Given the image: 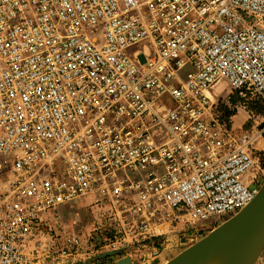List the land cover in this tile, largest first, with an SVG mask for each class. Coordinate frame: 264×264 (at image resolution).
<instances>
[{
  "label": "built area",
  "instance_id": "1",
  "mask_svg": "<svg viewBox=\"0 0 264 264\" xmlns=\"http://www.w3.org/2000/svg\"><path fill=\"white\" fill-rule=\"evenodd\" d=\"M256 100L264 0H0V264H151L179 224L226 221L261 188L264 116L234 123ZM82 202L89 231L49 216Z\"/></svg>",
  "mask_w": 264,
  "mask_h": 264
},
{
  "label": "rangeland",
  "instance_id": "2",
  "mask_svg": "<svg viewBox=\"0 0 264 264\" xmlns=\"http://www.w3.org/2000/svg\"><path fill=\"white\" fill-rule=\"evenodd\" d=\"M218 87H220L224 91L223 93L224 96H229L232 98V100L231 99L229 100L228 98V101L233 103L232 101L237 100L235 95L230 93V90L226 84L221 83ZM256 102H258L257 104L259 105V108L263 110L264 109L263 102H261L260 100ZM250 103L251 102H247L246 108L245 109L243 108L239 112H237L236 116H238L240 113L242 114V116L237 119L236 116L234 117V123L236 125L240 124L243 121V118L245 119V122L243 123V127H249L253 123V116L251 115L250 109L248 108V105ZM258 115L264 116V114L261 113H258ZM259 122H260L259 127H263L264 122H261V120H259ZM260 144L264 148V142L262 140ZM259 165H260L259 178L262 186V184L264 183L263 155L261 157ZM49 216L50 217L56 216V218H58L59 223L57 224V226L59 228L77 227L80 229L84 228L85 231H89L90 227L95 224L94 223L95 221L92 219V216L90 215L88 208L85 207L84 202L80 203L74 208H69L67 206L61 207L60 209L51 212ZM221 223H215V224L199 223L196 225L179 224V227L177 229L178 233L168 234V237L171 240L170 244L164 246L165 247L164 250L157 258H155L154 261H152L151 264H164L166 261H169L171 258L179 254L185 248H187L191 244L197 242L199 239L204 237L212 229L216 228ZM108 236L112 237V232L109 231ZM126 246L128 245H123V246L120 245L119 248L116 249L119 250L120 253L111 255L112 257H107V256L102 257V254L106 252H113L112 250L107 248H103V249L99 248L98 251H95L89 254L88 256L61 258L56 264H82L84 262H89L91 264H96L101 262L102 264H105L108 263V261L123 259V257L127 255L131 256L132 258H137V259L139 258L141 261L143 260L144 262L148 260V255L151 251V246L150 247L147 246L146 248L138 245H132L131 247L130 246L126 247ZM113 263L115 264L116 262ZM256 264H259V259Z\"/></svg>",
  "mask_w": 264,
  "mask_h": 264
},
{
  "label": "water",
  "instance_id": "3",
  "mask_svg": "<svg viewBox=\"0 0 264 264\" xmlns=\"http://www.w3.org/2000/svg\"><path fill=\"white\" fill-rule=\"evenodd\" d=\"M229 240L237 241L240 245V254L234 264L257 263L264 250V183L254 200L245 208L164 264H198L205 259L209 250L218 248ZM118 253L119 250H114L102 254V257ZM115 264H132V261L127 257Z\"/></svg>",
  "mask_w": 264,
  "mask_h": 264
},
{
  "label": "bare ground",
  "instance_id": "4",
  "mask_svg": "<svg viewBox=\"0 0 264 264\" xmlns=\"http://www.w3.org/2000/svg\"><path fill=\"white\" fill-rule=\"evenodd\" d=\"M218 88L219 90L217 92L223 91L220 87ZM241 116L242 114L240 113L238 116H236V119ZM239 254H240V245L237 243V241L229 240L224 245L215 248L213 250H209L205 259L198 264H234Z\"/></svg>",
  "mask_w": 264,
  "mask_h": 264
},
{
  "label": "trees",
  "instance_id": "5",
  "mask_svg": "<svg viewBox=\"0 0 264 264\" xmlns=\"http://www.w3.org/2000/svg\"><path fill=\"white\" fill-rule=\"evenodd\" d=\"M236 97V96H235ZM232 100V98L231 97H229V100ZM256 101H258V100H256ZM256 101H251V103L248 105V108L250 109V112L251 113H254V114H258V113H261V114H264V109L263 110H261L260 108H259V105L257 104L258 102H256ZM230 102V101H229ZM233 103H231L232 105H236L237 103H238V100H234V101H232ZM222 111H223V115L225 116V117H228V116H231V115H234V114H236V110H229L228 109V107L227 106H225V105H223L222 106Z\"/></svg>",
  "mask_w": 264,
  "mask_h": 264
},
{
  "label": "crops",
  "instance_id": "6",
  "mask_svg": "<svg viewBox=\"0 0 264 264\" xmlns=\"http://www.w3.org/2000/svg\"><path fill=\"white\" fill-rule=\"evenodd\" d=\"M244 122H245V119L243 118V121L240 124H237V125L238 126H242ZM107 257H112V256H107ZM127 257H130L131 258L132 264H135V263L144 264V261L143 260L141 261L139 258L138 259L137 258H132L131 256H128V255L127 256H124L123 258H127ZM119 260L117 259L115 261H108V263L112 264L113 262H118ZM108 263H105V264H108ZM96 264H102V263L99 262V263H96ZM259 264H264V250H263V252H262V254H261L260 258H259Z\"/></svg>",
  "mask_w": 264,
  "mask_h": 264
}]
</instances>
